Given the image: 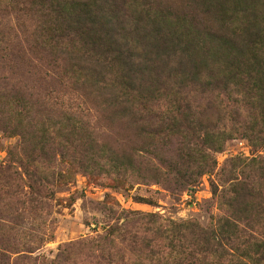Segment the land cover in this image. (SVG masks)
Wrapping results in <instances>:
<instances>
[{
    "label": "rangeland",
    "instance_id": "1",
    "mask_svg": "<svg viewBox=\"0 0 264 264\" xmlns=\"http://www.w3.org/2000/svg\"><path fill=\"white\" fill-rule=\"evenodd\" d=\"M216 23L200 0H0V264H165L171 223L230 213L218 174L264 157L259 111L180 80L162 39L215 49ZM180 117L232 137L195 192L168 188Z\"/></svg>",
    "mask_w": 264,
    "mask_h": 264
},
{
    "label": "trees",
    "instance_id": "2",
    "mask_svg": "<svg viewBox=\"0 0 264 264\" xmlns=\"http://www.w3.org/2000/svg\"><path fill=\"white\" fill-rule=\"evenodd\" d=\"M200 1L219 26L221 33L213 34L215 42H211L216 48L204 51L189 41L172 46L162 37L167 58L178 52L174 73L180 80L201 85L206 79V90L244 96L260 115L253 120L256 133L250 142L264 150V0ZM157 59L162 60L159 54ZM168 129L172 148L182 146L171 157L173 180L168 188L195 192L200 180L215 172V154L232 137L211 135L191 117L172 120ZM229 167L218 174L215 196L230 213L213 217L206 227L197 222L171 223L172 253L165 264H264V157L234 159ZM39 176H33L32 183L40 193L47 177Z\"/></svg>",
    "mask_w": 264,
    "mask_h": 264
}]
</instances>
